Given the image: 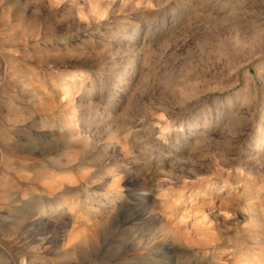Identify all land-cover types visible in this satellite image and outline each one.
I'll return each mask as SVG.
<instances>
[{
    "label": "rangeland",
    "instance_id": "rangeland-1",
    "mask_svg": "<svg viewBox=\"0 0 264 264\" xmlns=\"http://www.w3.org/2000/svg\"><path fill=\"white\" fill-rule=\"evenodd\" d=\"M98 2L0 0V263L264 264V0Z\"/></svg>",
    "mask_w": 264,
    "mask_h": 264
},
{
    "label": "clouds",
    "instance_id": "clouds-1",
    "mask_svg": "<svg viewBox=\"0 0 264 264\" xmlns=\"http://www.w3.org/2000/svg\"><path fill=\"white\" fill-rule=\"evenodd\" d=\"M66 0H50L53 8H60ZM125 3L133 2L136 8L145 7V0H124ZM151 7L150 4L147 5ZM110 8L101 7L98 0H86V4H81L77 10V18L82 24L91 26L95 23L97 25L109 19Z\"/></svg>",
    "mask_w": 264,
    "mask_h": 264
},
{
    "label": "bare ground",
    "instance_id": "bare-ground-1",
    "mask_svg": "<svg viewBox=\"0 0 264 264\" xmlns=\"http://www.w3.org/2000/svg\"><path fill=\"white\" fill-rule=\"evenodd\" d=\"M145 188H146V187H145ZM144 191H145V190H144ZM137 192H138V191H137ZM149 194H150V193H149ZM138 195H139L138 198L145 197V196H148V192H146V193H145V192H144V193L141 192V193H139ZM0 264H1V263H0Z\"/></svg>",
    "mask_w": 264,
    "mask_h": 264
}]
</instances>
